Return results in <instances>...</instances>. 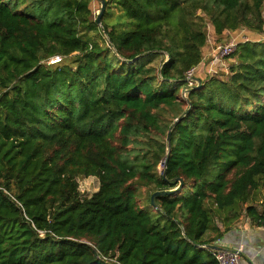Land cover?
I'll return each instance as SVG.
<instances>
[{"label":"trees","instance_id":"obj_1","mask_svg":"<svg viewBox=\"0 0 264 264\" xmlns=\"http://www.w3.org/2000/svg\"><path fill=\"white\" fill-rule=\"evenodd\" d=\"M93 1L0 0V264H220L219 211L264 227V41L187 98L184 78L199 11L221 39L264 31V0H106L101 41Z\"/></svg>","mask_w":264,"mask_h":264},{"label":"built area","instance_id":"obj_2","mask_svg":"<svg viewBox=\"0 0 264 264\" xmlns=\"http://www.w3.org/2000/svg\"><path fill=\"white\" fill-rule=\"evenodd\" d=\"M254 32L255 37L242 34L243 37L241 35L230 36V39L224 42H216L215 40L211 41L208 36L207 42L211 45V48L207 53L202 55L198 64L192 66L186 71L184 78L186 85L182 91L183 97L187 98L190 90L199 84L197 78H200L202 81V79L211 76L223 77L222 75L225 74L228 76L230 74L231 65L236 62L234 53L239 44L246 41H264V31ZM61 59L62 57L59 55L53 56L49 59V63L54 64ZM162 163L164 164V167H166L165 159ZM218 240L220 241V238H218ZM204 246L211 248L209 245ZM212 249L214 250V254L220 264H241L242 248L234 249L229 247H218Z\"/></svg>","mask_w":264,"mask_h":264},{"label":"crops","instance_id":"obj_3","mask_svg":"<svg viewBox=\"0 0 264 264\" xmlns=\"http://www.w3.org/2000/svg\"><path fill=\"white\" fill-rule=\"evenodd\" d=\"M96 2L100 3L99 0H96ZM216 38L217 34L215 32L212 36L209 35L211 41ZM210 48L211 45L207 42L203 46V54L207 53ZM231 218L225 224L223 220L220 221L217 217L219 226L225 231L220 241L216 239L212 245L219 248H242L241 264H264V227L253 226L250 218L243 214L238 217L231 216ZM213 235L212 232L207 233L206 238Z\"/></svg>","mask_w":264,"mask_h":264},{"label":"rangeland","instance_id":"obj_4","mask_svg":"<svg viewBox=\"0 0 264 264\" xmlns=\"http://www.w3.org/2000/svg\"><path fill=\"white\" fill-rule=\"evenodd\" d=\"M92 6H93V10H94L93 16L96 19L97 14H98L99 10L101 9V5H100V3L96 2V0H94ZM117 12H119V11L117 10L116 14H117ZM198 14H199L200 18L204 17V19H200V21L203 22L204 24L206 23V27L205 28H206V31H207V35L208 36L209 35L212 36V34L215 32L213 24L210 22V20L205 16V14L202 11H199ZM99 28L101 29L100 26H99ZM101 34L103 35L104 38H106L104 33L101 30H99V31L94 33L95 37H97V39H99L100 41H101V39L99 38V36ZM242 34L248 35L250 37H255V32L253 30H250L247 27H240V28H238L236 30H227L225 35H223V37L221 39H217L216 38L215 40H216V42H224V41L230 39V36L241 35L243 37ZM224 36H225V39H224ZM164 58H165V56L162 55V54L154 55L152 57L151 62L149 63V66H157V67H159L160 64L162 63V61L164 60ZM234 58L237 59V56L234 57ZM222 76L225 77V76H227V74L222 75ZM166 141H167V144H168V138L166 139ZM164 159H165V156L162 157V159L160 160V162L158 164V170H159L160 173H162V171L165 168L164 164L162 163ZM79 183H80V192L82 193L83 196H90L92 193L97 191L98 188H99V179L96 176L80 177L79 178ZM146 197H147V189H142L141 190V194H140V201L142 203H143V201H147ZM262 198H264V179H263L260 187L255 191L254 195L251 197L249 203L256 204V205L259 206V201ZM236 207L239 208L238 205ZM236 207H235V209H237ZM228 212H229V210L225 209L224 211H219V214L221 216L223 215L224 218H227L229 220L231 218V215H229ZM243 215L245 216L244 213H243Z\"/></svg>","mask_w":264,"mask_h":264},{"label":"water","instance_id":"obj_5","mask_svg":"<svg viewBox=\"0 0 264 264\" xmlns=\"http://www.w3.org/2000/svg\"><path fill=\"white\" fill-rule=\"evenodd\" d=\"M99 1H100V3H101V9L99 10V12H98V14H97L96 21H97V24H98V25L102 28V30L104 31L105 36L108 38V33H107V31L105 30V28H104V26H103V24H102V17H103V14H104L105 10H106V0H99ZM197 80H198L199 84H198L196 87H200L202 81H201L200 78H197ZM190 106H191V104H190ZM189 110H190V107L187 109L186 113H188ZM181 118H182V117L177 118V119L175 120V122H174V125L177 124V123L180 121ZM168 145H169V146L171 145V138H170V136L168 137ZM168 149H170V148H168ZM167 153H168V155H169L170 150H168ZM162 175H163V177H164L165 180H169V179L167 178V168H166V167H165L164 170L162 171ZM176 181H179V182H180V185H179L177 188H174V189H171V190H157V191H155V192L152 194V196H151V203H152V205H153L156 209H160L159 204L156 202V197H157L158 195H160V194H166V193L176 192V191L180 190V189L183 187V184H184L183 178H181V177H177V178H176ZM209 246H210L211 248H218V247L215 246V245H209Z\"/></svg>","mask_w":264,"mask_h":264}]
</instances>
